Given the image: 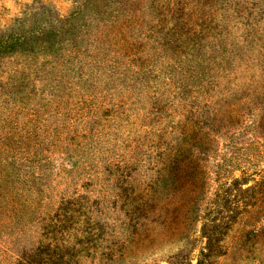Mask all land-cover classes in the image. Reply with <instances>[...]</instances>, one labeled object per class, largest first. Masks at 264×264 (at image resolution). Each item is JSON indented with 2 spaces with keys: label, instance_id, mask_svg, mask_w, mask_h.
<instances>
[{
  "label": "rangeland",
  "instance_id": "rangeland-1",
  "mask_svg": "<svg viewBox=\"0 0 264 264\" xmlns=\"http://www.w3.org/2000/svg\"><path fill=\"white\" fill-rule=\"evenodd\" d=\"M0 264H264V0H0Z\"/></svg>",
  "mask_w": 264,
  "mask_h": 264
},
{
  "label": "trees",
  "instance_id": "trees-1",
  "mask_svg": "<svg viewBox=\"0 0 264 264\" xmlns=\"http://www.w3.org/2000/svg\"><path fill=\"white\" fill-rule=\"evenodd\" d=\"M205 249H209V247H205Z\"/></svg>",
  "mask_w": 264,
  "mask_h": 264
}]
</instances>
